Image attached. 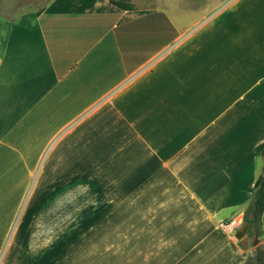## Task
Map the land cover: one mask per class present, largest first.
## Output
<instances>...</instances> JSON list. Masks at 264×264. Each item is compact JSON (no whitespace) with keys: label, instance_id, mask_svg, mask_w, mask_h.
I'll list each match as a JSON object with an SVG mask.
<instances>
[{"label":"crops","instance_id":"crops-1","mask_svg":"<svg viewBox=\"0 0 264 264\" xmlns=\"http://www.w3.org/2000/svg\"><path fill=\"white\" fill-rule=\"evenodd\" d=\"M133 3L0 7V264H242L251 250L225 224L264 169V0L203 21Z\"/></svg>","mask_w":264,"mask_h":264},{"label":"trees","instance_id":"trees-1","mask_svg":"<svg viewBox=\"0 0 264 264\" xmlns=\"http://www.w3.org/2000/svg\"><path fill=\"white\" fill-rule=\"evenodd\" d=\"M111 4L118 8L132 10L136 5L131 0H108ZM38 13L40 10L37 11ZM255 155L264 159V142L255 147ZM264 207V169L255 181L253 187L252 198L249 201L243 220L247 223L246 234L248 237L254 238L258 236L261 238L264 235V229L261 225V215ZM242 264H264V246L258 244L254 247L251 254L244 253L242 257Z\"/></svg>","mask_w":264,"mask_h":264},{"label":"rangeland","instance_id":"rangeland-1","mask_svg":"<svg viewBox=\"0 0 264 264\" xmlns=\"http://www.w3.org/2000/svg\"><path fill=\"white\" fill-rule=\"evenodd\" d=\"M147 2L150 5H156L154 3L155 0H134L133 2L138 3V4H142ZM164 1V0H161ZM229 0H184L182 2H177V0H173V4L172 1L170 0V3L172 4L171 7L172 8H176L181 10L183 7L186 8V12H190L191 10L194 11L199 10L200 13L204 14L202 17H200V21H203L206 17L211 16L212 14H214L218 9L219 6L224 5L228 2ZM45 0H0V7L2 8H15L18 5L22 4V5H26V3H32L34 6L38 7V9L41 8V6H43ZM193 8V9H192ZM181 12V11H179ZM196 16V15H195ZM245 223L244 220H242V224ZM251 237H249V240L251 241ZM259 244H253L250 248V246L248 248H250L251 250H249L247 253L251 254L253 252V247H255L256 245Z\"/></svg>","mask_w":264,"mask_h":264},{"label":"water","instance_id":"water-1","mask_svg":"<svg viewBox=\"0 0 264 264\" xmlns=\"http://www.w3.org/2000/svg\"><path fill=\"white\" fill-rule=\"evenodd\" d=\"M247 223H243L242 226L236 231L235 236L240 239L246 235L247 231ZM259 241V237L255 236L254 239L252 240V244H256Z\"/></svg>","mask_w":264,"mask_h":264},{"label":"built area","instance_id":"built-area-1","mask_svg":"<svg viewBox=\"0 0 264 264\" xmlns=\"http://www.w3.org/2000/svg\"><path fill=\"white\" fill-rule=\"evenodd\" d=\"M243 215L236 214L234 215L225 225L238 226L242 223Z\"/></svg>","mask_w":264,"mask_h":264}]
</instances>
